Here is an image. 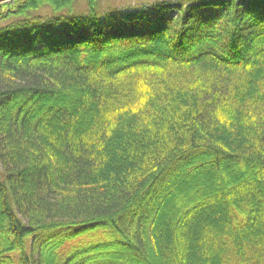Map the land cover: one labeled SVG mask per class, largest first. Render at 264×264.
I'll use <instances>...</instances> for the list:
<instances>
[{
  "label": "trees",
  "instance_id": "trees-1",
  "mask_svg": "<svg viewBox=\"0 0 264 264\" xmlns=\"http://www.w3.org/2000/svg\"><path fill=\"white\" fill-rule=\"evenodd\" d=\"M151 3L0 4V264H264V0Z\"/></svg>",
  "mask_w": 264,
  "mask_h": 264
},
{
  "label": "rangeland",
  "instance_id": "rangeland-1",
  "mask_svg": "<svg viewBox=\"0 0 264 264\" xmlns=\"http://www.w3.org/2000/svg\"><path fill=\"white\" fill-rule=\"evenodd\" d=\"M162 2L163 0H101L102 6L106 8H116L126 11L129 8H134L136 6H151V2ZM153 3V4H154ZM175 17L176 14L172 13ZM184 198V197H183Z\"/></svg>",
  "mask_w": 264,
  "mask_h": 264
},
{
  "label": "water",
  "instance_id": "water-1",
  "mask_svg": "<svg viewBox=\"0 0 264 264\" xmlns=\"http://www.w3.org/2000/svg\"><path fill=\"white\" fill-rule=\"evenodd\" d=\"M14 0H0V4H5V3H9L12 2Z\"/></svg>",
  "mask_w": 264,
  "mask_h": 264
}]
</instances>
